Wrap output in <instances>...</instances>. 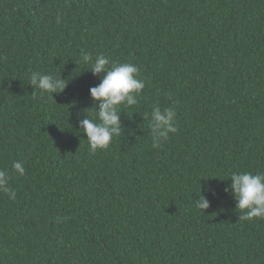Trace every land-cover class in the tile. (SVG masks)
Here are the masks:
<instances>
[{
  "label": "trees",
  "instance_id": "trees-1",
  "mask_svg": "<svg viewBox=\"0 0 264 264\" xmlns=\"http://www.w3.org/2000/svg\"><path fill=\"white\" fill-rule=\"evenodd\" d=\"M82 53L146 81L96 153ZM33 72L67 87L49 99ZM156 104L177 111L160 148ZM0 169L16 192L0 193V264H264V219L239 220L225 192L232 172H264V0H0Z\"/></svg>",
  "mask_w": 264,
  "mask_h": 264
},
{
  "label": "clouds",
  "instance_id": "clouds-1",
  "mask_svg": "<svg viewBox=\"0 0 264 264\" xmlns=\"http://www.w3.org/2000/svg\"><path fill=\"white\" fill-rule=\"evenodd\" d=\"M57 23L60 19L57 18ZM81 60L89 65L93 76L99 77L100 83L89 89L94 111L89 117L79 120V130L86 134L89 150L92 153L109 149L114 138L121 136V108L131 107L139 103L146 86V81L140 78V68L133 63L110 61L103 53L95 57L91 53H82ZM102 74V75H101ZM33 89H39L40 94H48L53 99L54 93H62L68 80L51 73L33 72L29 77ZM67 81V82H66ZM89 109V108H88ZM149 120L152 147L160 148L169 139V134L177 133V111L175 106H153ZM13 170L18 176L26 175V169L20 161L14 162ZM231 183L225 189L230 192L239 209V220L264 219V172L251 171L232 172ZM11 176L6 169H0V193L10 199L16 198V192L11 187ZM196 207L203 212L210 207V201L201 193L197 198Z\"/></svg>",
  "mask_w": 264,
  "mask_h": 264
}]
</instances>
